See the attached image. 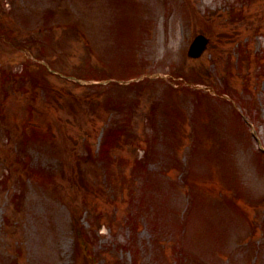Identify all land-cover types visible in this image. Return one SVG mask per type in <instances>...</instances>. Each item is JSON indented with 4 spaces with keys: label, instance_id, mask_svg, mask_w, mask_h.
<instances>
[{
    "label": "rangeland",
    "instance_id": "374dc122",
    "mask_svg": "<svg viewBox=\"0 0 264 264\" xmlns=\"http://www.w3.org/2000/svg\"><path fill=\"white\" fill-rule=\"evenodd\" d=\"M1 5L0 264H264V0Z\"/></svg>",
    "mask_w": 264,
    "mask_h": 264
},
{
    "label": "water",
    "instance_id": "95a60500",
    "mask_svg": "<svg viewBox=\"0 0 264 264\" xmlns=\"http://www.w3.org/2000/svg\"><path fill=\"white\" fill-rule=\"evenodd\" d=\"M208 43L209 40L204 35H199L191 45L189 55L191 57H200L207 49Z\"/></svg>",
    "mask_w": 264,
    "mask_h": 264
}]
</instances>
